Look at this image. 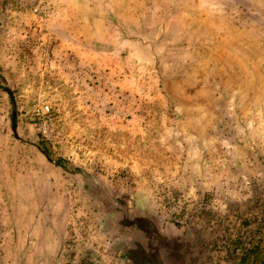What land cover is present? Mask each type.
<instances>
[{
    "label": "rangeland",
    "instance_id": "obj_1",
    "mask_svg": "<svg viewBox=\"0 0 264 264\" xmlns=\"http://www.w3.org/2000/svg\"><path fill=\"white\" fill-rule=\"evenodd\" d=\"M0 85V264H221L260 216L264 0H0Z\"/></svg>",
    "mask_w": 264,
    "mask_h": 264
},
{
    "label": "trees",
    "instance_id": "obj_2",
    "mask_svg": "<svg viewBox=\"0 0 264 264\" xmlns=\"http://www.w3.org/2000/svg\"><path fill=\"white\" fill-rule=\"evenodd\" d=\"M0 88L10 94L7 87L0 85ZM10 120L14 126L13 113ZM42 153L48 157L43 149ZM61 162V159H56L54 164L61 166ZM261 210L260 216L241 217L234 233L221 235L210 243L213 249L222 253L218 255L223 261L221 264H264V202L261 204ZM251 224H254V227L247 230Z\"/></svg>",
    "mask_w": 264,
    "mask_h": 264
},
{
    "label": "built area",
    "instance_id": "obj_3",
    "mask_svg": "<svg viewBox=\"0 0 264 264\" xmlns=\"http://www.w3.org/2000/svg\"><path fill=\"white\" fill-rule=\"evenodd\" d=\"M18 3L30 7L32 12H37L40 0H18Z\"/></svg>",
    "mask_w": 264,
    "mask_h": 264
},
{
    "label": "crops",
    "instance_id": "obj_4",
    "mask_svg": "<svg viewBox=\"0 0 264 264\" xmlns=\"http://www.w3.org/2000/svg\"><path fill=\"white\" fill-rule=\"evenodd\" d=\"M145 257H146V259H151V261H150L151 264H156L155 263L156 261L154 260L155 256L152 253L151 254H150V252L149 253H146ZM136 263L138 264V262H136ZM157 264H159V263H157Z\"/></svg>",
    "mask_w": 264,
    "mask_h": 264
}]
</instances>
